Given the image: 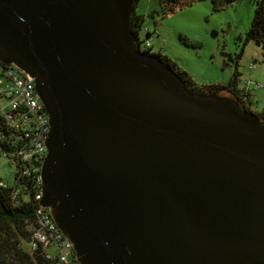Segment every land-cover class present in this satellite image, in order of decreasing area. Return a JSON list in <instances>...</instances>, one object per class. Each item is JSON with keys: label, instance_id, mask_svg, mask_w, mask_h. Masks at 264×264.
Instances as JSON below:
<instances>
[{"label": "water", "instance_id": "water-1", "mask_svg": "<svg viewBox=\"0 0 264 264\" xmlns=\"http://www.w3.org/2000/svg\"><path fill=\"white\" fill-rule=\"evenodd\" d=\"M136 3L0 0L49 116L39 207L80 264H264V122L141 52Z\"/></svg>", "mask_w": 264, "mask_h": 264}, {"label": "rangeland", "instance_id": "rangeland-1", "mask_svg": "<svg viewBox=\"0 0 264 264\" xmlns=\"http://www.w3.org/2000/svg\"><path fill=\"white\" fill-rule=\"evenodd\" d=\"M257 2L232 0L216 8L213 0H203L176 5L175 12L166 13L160 0H138L135 13L145 18L140 38L150 43L153 52L172 59L198 84L225 85L237 71L239 89L248 93L251 109L261 112L264 52L255 42H246ZM7 104L0 100L1 106ZM15 170L5 156L0 157V177L10 186L15 183ZM24 249L30 250L28 245Z\"/></svg>", "mask_w": 264, "mask_h": 264}, {"label": "trees", "instance_id": "trees-1", "mask_svg": "<svg viewBox=\"0 0 264 264\" xmlns=\"http://www.w3.org/2000/svg\"><path fill=\"white\" fill-rule=\"evenodd\" d=\"M138 1V0H137ZM203 0H160L166 13L176 11V5L185 7ZM216 8L228 5L232 0H213ZM181 3V4H179ZM145 18L134 13L132 17V31L137 38V43L147 42L140 40ZM246 42H255L264 52V0H258L252 25L246 34ZM144 53L154 56L164 65L174 71L184 84L187 91L194 95L213 96L229 98L237 101L243 108L256 114L264 122V109L255 112L251 109V101L248 93L245 94L239 89V73L236 71L230 81L223 84H198L193 77L176 62L161 53H155L150 48ZM7 64L0 61V68L3 70ZM21 132L13 129L10 124L0 116V157L5 156L10 165L16 167L15 183L16 188L21 189L19 204L12 198V188H0V264H52L53 261L45 256V251L39 249L35 252L24 249L32 236V229L37 225L36 209L38 203L35 200L33 184L29 177L19 178L22 165L17 159V151L21 143ZM74 264H80L74 260Z\"/></svg>", "mask_w": 264, "mask_h": 264}, {"label": "built area", "instance_id": "built-area-1", "mask_svg": "<svg viewBox=\"0 0 264 264\" xmlns=\"http://www.w3.org/2000/svg\"><path fill=\"white\" fill-rule=\"evenodd\" d=\"M137 47L141 52H145L151 45L148 41H142L137 43ZM255 68V64L251 66V69ZM0 87V100L8 103L6 106L0 105V116L22 134L17 151V159L22 165L19 178H30L38 203L37 225L32 229L29 249L31 252L43 249L45 256L53 261L52 264H74L76 254L73 244L55 225L49 209L39 207L43 197L41 168L48 153L44 144L50 131V124L46 109L35 91V80L16 66L7 65L0 75ZM0 188H12V198L16 205L19 204L20 188L10 186L1 177Z\"/></svg>", "mask_w": 264, "mask_h": 264}]
</instances>
